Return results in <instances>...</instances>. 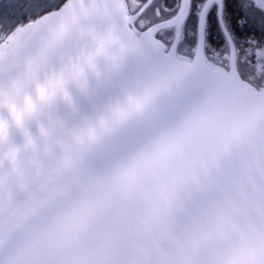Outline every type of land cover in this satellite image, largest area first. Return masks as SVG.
<instances>
[{
  "label": "snow or ice",
  "instance_id": "snow-or-ice-1",
  "mask_svg": "<svg viewBox=\"0 0 264 264\" xmlns=\"http://www.w3.org/2000/svg\"><path fill=\"white\" fill-rule=\"evenodd\" d=\"M71 8L69 0H0V68L5 56L31 49L35 69L77 89L67 116L83 129L51 172L0 173V250L36 227L41 238L89 227L110 202L136 193L146 175L169 206L180 179L171 166L200 124L153 125L146 96L128 102L130 77L145 67L167 70L173 96L203 90L264 100V0H96L97 11H115L121 44L91 76L82 68L92 61L74 41L56 39ZM0 264L20 261L0 254Z\"/></svg>",
  "mask_w": 264,
  "mask_h": 264
},
{
  "label": "water",
  "instance_id": "water-1",
  "mask_svg": "<svg viewBox=\"0 0 264 264\" xmlns=\"http://www.w3.org/2000/svg\"><path fill=\"white\" fill-rule=\"evenodd\" d=\"M69 4L71 15L62 30L57 29L56 39L63 45L74 41L80 51L94 46L89 37L97 33L119 35L115 11H97L96 0H69ZM38 42L34 37L32 47ZM30 52L3 58L0 84L33 67ZM110 57L98 55L82 71L91 76ZM26 78L18 98L21 110L0 106V173L18 171L31 177L56 168L83 129L67 116L78 96L71 83L60 84L47 95L41 85L54 81L42 69ZM170 89L166 69L145 67L130 77L125 93L130 103L147 97L144 107L153 115V125L200 124L196 139L171 166L180 171V179L165 220L151 228L142 223L146 200L158 193L156 180L146 175L136 193L110 202L89 227L46 238L40 237L39 227L21 231L11 248L5 246L0 254L17 256L20 264H134L139 256L168 250L175 237L194 223L207 222L217 208L227 210L235 223H243L245 214L254 215L258 206L264 208V100L203 90L173 96ZM25 98L31 103L27 109Z\"/></svg>",
  "mask_w": 264,
  "mask_h": 264
},
{
  "label": "clouds",
  "instance_id": "clouds-1",
  "mask_svg": "<svg viewBox=\"0 0 264 264\" xmlns=\"http://www.w3.org/2000/svg\"><path fill=\"white\" fill-rule=\"evenodd\" d=\"M94 46L81 48L79 55L85 62L94 61L98 55L113 56L120 51V37L107 31L89 37ZM38 71L24 69L25 75L13 76L0 84V106L21 110L19 96L27 85V74ZM58 84L41 85L45 94L54 93ZM31 106L25 98L24 108ZM168 203L158 191L149 197L142 209V223L151 228L166 219ZM134 264H264V208L259 206L254 215L245 214L243 223H235L229 212L217 208L205 223H194L185 233L175 237L171 247L159 254L142 255Z\"/></svg>",
  "mask_w": 264,
  "mask_h": 264
}]
</instances>
